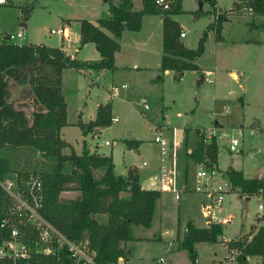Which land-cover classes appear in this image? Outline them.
I'll use <instances>...</instances> for the list:
<instances>
[{"label": "rangeland", "instance_id": "374dc122", "mask_svg": "<svg viewBox=\"0 0 264 264\" xmlns=\"http://www.w3.org/2000/svg\"><path fill=\"white\" fill-rule=\"evenodd\" d=\"M105 1L4 0L0 5V38L20 32L24 38L17 41L23 44L58 47L78 60L94 61L99 55L93 44L70 41L62 45L60 36L50 32L68 24L73 41L72 33L79 34L80 21L96 22L108 17V2L118 4L120 0ZM169 1L171 9L173 0ZM247 2L215 0L212 13L207 2L200 7L199 0H182L181 10L169 15L185 33V39L181 40L190 49L197 47L207 27L216 22V13L225 17L220 38L214 30L207 32L204 53L196 62L203 72L187 71L178 79L172 74L161 73L158 69L163 30L160 15H144L140 31L123 33L119 41L121 49L115 54V70L63 71L61 87L69 126L60 137L72 145L77 154L84 146L95 147L97 152L112 156L115 175L125 174L127 168L132 167L142 183L153 182L158 174V148L153 143L157 130H161L171 143L170 168H173V156L176 157L175 182L184 188L185 195L175 201L171 194L158 190L162 195L151 228L134 227L139 241L124 245L126 251L131 249L126 264H160L161 258L166 264H191L189 252L180 244L189 230L188 224L195 229L206 227L207 220L201 208L211 203L207 194L193 192L200 166L191 160L189 153L200 132L208 134L215 128L228 135L215 139L219 150L216 181H228L226 171L229 169L242 171L248 179L264 180V15L254 10L248 12L251 6ZM133 4L134 11L142 10L141 0H133ZM67 20L71 23H66ZM208 72L212 73V84L207 82ZM201 76L203 81L199 83ZM122 85L127 89L111 97V89H120ZM142 100L148 110L144 109ZM26 103L24 109L28 113L32 108L30 102ZM105 104H111V117L117 122L83 135L77 123L88 125L95 118L98 106ZM179 129L183 130L182 141L177 143L175 133ZM236 129H242L245 135L240 152L231 154L225 146L228 147L229 136ZM250 129L257 130V134L249 136ZM105 142L111 145L105 146ZM126 142L138 144L139 148L129 152ZM142 162L147 166L142 167ZM74 196L73 191L61 194L66 199ZM122 196L127 195L122 193ZM259 202L261 198L246 199L236 190L227 194L222 207L212 209L219 220L231 218L224 226L223 235L250 239L263 225V217L257 214ZM193 249L195 264H213L226 253L217 243H197ZM261 262L260 258H253L250 264Z\"/></svg>", "mask_w": 264, "mask_h": 264}, {"label": "trees", "instance_id": "16d2710c", "mask_svg": "<svg viewBox=\"0 0 264 264\" xmlns=\"http://www.w3.org/2000/svg\"><path fill=\"white\" fill-rule=\"evenodd\" d=\"M181 1L173 0L168 11L157 9L154 0H141V11H134L133 0H120L116 5L108 2V17L98 19L96 24L80 21V42L95 46L99 54L96 61L72 59L58 47L0 43V181L11 174L19 177L29 173L39 175L45 191L42 216L68 239H87L96 251V264H111L119 257L128 258L131 249L126 251L124 245L139 241L133 228H151L162 194L158 190H143L136 170L129 169L126 176L115 175L111 156L91 152L85 146L77 154L61 139V129L68 126L62 74L65 69L115 70V54L121 49L119 41L123 33L140 31L144 15L163 16L161 73L172 71L177 79L187 71L199 73L196 62L204 53L207 32L214 30L220 38L225 17L220 15L207 27L197 47L189 49L181 40V28L169 17L181 10ZM199 3L203 5L205 1L199 0ZM207 3L213 13L215 0ZM247 3L258 15H264V0H248ZM27 101L32 108L28 113L24 109ZM111 107V104L99 105L95 118L88 125L79 122L76 126L83 135L95 128L110 126ZM189 157L197 165L215 166L218 157L215 139L206 145L197 139ZM226 176L239 190L240 197L249 199L264 189L263 179H247L241 171L229 169ZM67 191L79 194L70 199L61 197ZM122 193L127 196L123 197ZM9 207L10 200L0 187V223ZM187 227L189 230L180 247L189 252L191 264H195L193 246L216 243L224 227L211 225L195 229L192 224ZM7 239L8 231L0 228V244ZM233 239L231 246L242 250L243 264H247V257L260 258L264 264V226L250 239H242L240 235ZM0 264L10 263L0 260ZM28 264L73 263L62 252L52 257L34 255Z\"/></svg>", "mask_w": 264, "mask_h": 264}, {"label": "built area", "instance_id": "2783aa9c", "mask_svg": "<svg viewBox=\"0 0 264 264\" xmlns=\"http://www.w3.org/2000/svg\"><path fill=\"white\" fill-rule=\"evenodd\" d=\"M154 3L156 8L161 11H168L170 9L169 0H154ZM1 4H4V0H0ZM252 11L251 7L248 8V12L251 13ZM220 15L219 12L216 13V20ZM50 33L60 36L68 44L70 41L75 42V38H73V41L70 38L71 34L66 27H62L57 31L51 30ZM22 37L23 33L18 32L16 35H7L0 38V43L16 45L19 44L17 40H20ZM180 37L184 38L185 33L181 32ZM206 76L208 77L207 82L212 84L213 81L210 79L212 73L208 72ZM126 88V85H122L120 89L113 87L111 89V96H118L120 90ZM142 104L144 109L148 110L145 100H142ZM111 121L115 123L117 119L112 118ZM257 132V130L250 129L248 134L249 136H254ZM202 133L200 132L198 137L205 145L211 143L213 139H221L223 136H228L223 131L215 128L210 129L208 134ZM244 135L245 132L242 129L233 130L228 142L230 153L236 154L240 152L239 149L242 146ZM153 143L157 146L159 155L158 174L154 177L153 186L163 193L171 194L175 201H180L185 195V190L175 182V155L172 160L173 168L169 166L168 154L171 143L162 134L161 130H157ZM104 145L110 146L111 144L105 142ZM141 166L146 167L147 163L142 162ZM199 166L195 175L197 185L193 189V192L210 196L211 203L207 206L203 205L201 208V213L207 220L206 227L211 225H221L224 227L230 223L231 218L226 217L219 220L213 215L212 209L221 208L225 196L235 190L239 194V190L229 180L216 181L218 172L215 170V166L211 168L203 164ZM0 187L11 201L9 212L0 223L1 230L8 231V239L0 244L1 261H6L10 264H28V261L34 255L52 257L64 252L73 264H96V251L87 239H68L42 216L41 210L45 201V191L39 175L29 173L25 177H19L17 174H11V177L0 181ZM252 196L262 199V202H259L257 214L259 217H263L261 219L263 220L262 226H264V189H261ZM243 197L246 198V196ZM226 213L228 216L230 215L229 212ZM233 240V238L225 237V235L218 237L216 243L223 246L226 253L223 257L214 261L213 264H243L240 259L242 250L231 246ZM253 258L247 257V264H250ZM159 263L166 264V261L161 258ZM111 264H125V259L119 257L115 263Z\"/></svg>", "mask_w": 264, "mask_h": 264}, {"label": "crops", "instance_id": "0c3cea01", "mask_svg": "<svg viewBox=\"0 0 264 264\" xmlns=\"http://www.w3.org/2000/svg\"><path fill=\"white\" fill-rule=\"evenodd\" d=\"M105 2H108V0H106ZM234 3H236V2H234ZM113 4H115L116 5V3H113ZM1 5H3V4H1ZM160 18L162 19V16L160 15ZM163 20V19H162ZM97 22V21H96ZM96 22H92L91 21V23H93V24H96ZM66 23H71V21L70 20H67V22ZM21 26H24V24H21ZM79 26H80V22H79ZM24 27H26V26H24ZM64 27H66V28H68V30H69V32H70V27L68 26V24H66ZM181 31H182V29H181ZM162 32H163V30H162ZM183 32V31H182ZM72 33V32H71ZM184 33V32H183ZM73 34V38H75V42H73L74 44H80L81 42H80V40H81V38H80V34H78V35H76V34H74V33H72ZM22 38H24V35H23V37ZM21 38V39H22ZM122 38V37H121ZM20 39V40H21ZM182 39H185V38H182ZM61 41L63 42H61V44L62 45H65V44H68L67 42H64L62 39H61ZM183 42V41H182ZM19 43V45H29V44H23V43H21V42H18ZM256 43V42H255ZM33 45H37V44H33ZM73 46V45H72ZM94 46V45H93ZM83 46H81V48H82ZM186 47V46H185ZM188 48V47H187ZM94 49H95V46H94ZM190 49V48H189ZM96 50V49H95ZM97 52V51H96ZM98 53V52H97ZM69 55V54H68ZM99 55V54H98ZM162 55V54H161ZM72 59H77L74 55H69ZM161 59V58H160ZM78 60V59H77ZM96 60H99V57H98V59H96ZM96 60H94V61H96ZM79 61H81V60H79ZM86 61H91V60H86ZM115 61H116V59H115ZM159 67H160V61H159V63H158V69H159ZM200 68V67H199ZM116 69V68H115ZM102 72H108V71H102ZM195 72V71H194ZM200 72H203L201 69H200ZM170 74H172L173 76H174V73L172 72V71H165L164 72V75H170ZM127 89V88H126ZM121 90H124V89H121ZM111 95V94H110ZM112 97V96H111ZM117 97V96H116ZM225 113H227L226 111H225ZM92 120V119H91ZM69 126V125H68ZM68 126H66V127H64V128H62L61 129V131H60V135L61 136H63L64 135V130L68 127ZM197 140V139H196ZM67 142V141H66ZM196 142V141H195ZM69 143V142H68ZM127 144V146H128V149H129V152H131L132 150H133V148H135V149H138L139 148V145L137 144V145H135V144H132V143H128V142H126ZM72 146V145H71ZM195 147V146H194ZM225 148L228 150V147L227 146H225ZM88 149L91 151V152H93V151H95L96 153H98V154H101V155H105V154H102V153H99V152H97V150H96V148L95 147H88ZM193 151V150H192ZM191 151V152H192ZM190 152V153H191ZM228 152L230 153V151L228 150ZM189 153V154H190ZM218 154H219V150H218ZM231 154H233V153H231ZM105 156H110V155H105ZM112 157V156H111ZM113 160V159H112ZM192 160V159H191ZM193 161V160H192ZM217 161H218V157H217ZM194 162V161H193ZM114 164V163H113ZM197 165V164H196ZM136 168V167H135ZM129 169H132V167H128L127 168V170H126V172H125V174H122V175H117V176H126L127 175V173H128V170ZM137 169V168H136ZM220 170V169H219ZM234 170H236V169H234ZM236 171H238V170H236ZM242 172V171H241ZM248 179V178H247ZM253 179H256V178H253ZM140 185H141V188L143 189V190H150V189H152V188H154V186H153V183H152V181H149V182H146V183H142L141 182V180H140ZM68 192V191H67ZM66 192V193H67ZM73 193L75 194V196L74 197H71V198H75L79 193L78 192H75V191H73ZM256 223V222H255ZM251 225H253V224H251ZM255 225V224H254ZM258 224L256 223V226H257ZM253 234V233H252ZM251 234V235H252ZM254 258H256V257H254ZM128 259V258H127ZM215 261V260H214ZM213 261V262H214ZM126 262H127V260H125V264H126Z\"/></svg>", "mask_w": 264, "mask_h": 264}, {"label": "water", "instance_id": "95a60500", "mask_svg": "<svg viewBox=\"0 0 264 264\" xmlns=\"http://www.w3.org/2000/svg\"><path fill=\"white\" fill-rule=\"evenodd\" d=\"M204 1L207 2L208 0H204ZM200 7H202V5H200ZM202 81H203V76L200 77L199 83H201ZM182 133H183V130L182 129H179V130L176 131V133H175V142L180 143L182 141ZM152 189L153 190H157L156 187H154Z\"/></svg>", "mask_w": 264, "mask_h": 264}]
</instances>
